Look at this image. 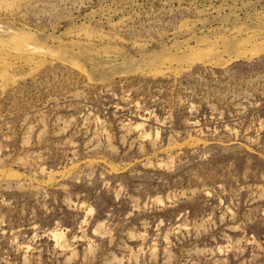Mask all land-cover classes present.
<instances>
[{
	"label": "rangeland",
	"instance_id": "374dc122",
	"mask_svg": "<svg viewBox=\"0 0 264 264\" xmlns=\"http://www.w3.org/2000/svg\"><path fill=\"white\" fill-rule=\"evenodd\" d=\"M0 264H264V0H0Z\"/></svg>",
	"mask_w": 264,
	"mask_h": 264
}]
</instances>
